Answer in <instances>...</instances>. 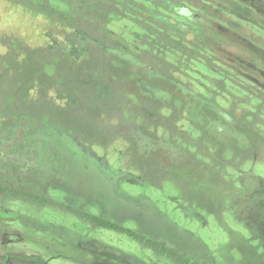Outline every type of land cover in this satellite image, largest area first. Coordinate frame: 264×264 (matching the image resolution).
Returning a JSON list of instances; mask_svg holds the SVG:
<instances>
[{"label":"trees","instance_id":"1","mask_svg":"<svg viewBox=\"0 0 264 264\" xmlns=\"http://www.w3.org/2000/svg\"><path fill=\"white\" fill-rule=\"evenodd\" d=\"M0 1L41 17L45 35L34 57L11 35L0 37V224L17 214L32 225L23 210L43 219L49 210L57 226L67 224L65 215L90 232L127 237L151 253L150 264H198L163 239L89 212L80 196L70 201L65 183L20 177L34 172L36 155L64 174L62 157L80 153V143L103 151L114 144L129 184L163 191L220 223L225 211L233 218V183L245 188L252 166L264 167V0ZM10 85L24 89L23 100L6 92ZM58 129L68 135L64 146L24 149ZM206 186L230 194L210 202Z\"/></svg>","mask_w":264,"mask_h":264},{"label":"rangeland","instance_id":"2","mask_svg":"<svg viewBox=\"0 0 264 264\" xmlns=\"http://www.w3.org/2000/svg\"><path fill=\"white\" fill-rule=\"evenodd\" d=\"M3 34L11 35L15 41L28 46V51L33 57L32 47L41 46L45 42L41 17L33 16L0 1V37ZM32 64L35 65L36 62ZM2 79L6 81V77ZM5 90L17 91L23 100L24 89L21 87L10 85L5 87ZM29 90V93L34 92L33 89ZM43 103L44 100L39 99L33 102L32 107L39 110ZM45 138L47 139L41 146H38V142L34 139L28 140L29 148L24 149L27 151L37 149L36 153H41L48 150L47 144L62 147L64 139H69L68 135H63L59 129L48 132ZM71 141L70 143L77 142ZM53 146L52 150H54ZM80 146H83L79 149L80 153L62 157L69 161L66 173L59 172V169L56 170L53 166L54 170L47 168L50 162L46 157L36 155L33 160L29 159L35 167L34 172H30L29 176L24 174L20 179L31 184H35L36 180L42 183L44 178L47 179V183H51L50 185L56 182L65 183L66 188L63 193H67L70 201L80 196L79 199L89 212L106 216L127 227L136 228L155 239H163L198 264H264V183L260 181V179L264 181L263 165L252 166L254 173H247L249 176L244 177L245 188L241 186L239 188L236 181L233 183L234 189L231 185L234 202L230 212L233 218H230L225 211L224 220L220 223L202 211L187 209L170 194L140 182L129 184L127 175L120 166L121 159L115 156V152H111L115 147L114 144L106 151L96 145L80 143ZM102 152H106L104 156ZM65 164L62 165L63 169ZM116 177L122 179L115 181ZM49 187V185L45 186L46 193L56 192L55 188L49 189ZM116 187L119 189L117 193ZM198 187L202 188L200 185ZM206 187L208 190L203 188V195L210 202H216L220 198L224 201L225 194H230L228 187L222 190L219 188V191ZM7 206L14 208L16 205L7 204ZM25 212L23 210L22 214L32 225L19 221L21 217L17 214L6 219L5 225L0 224V264L6 257L13 264H34L35 262H31L32 258L47 259L52 255L58 257L50 260L48 264H150L152 262L153 256L149 251L141 250L125 236L106 230L90 232L87 227L74 224V220L65 215L62 216L68 219L67 224H60L59 227L56 225L58 221L50 218V216L57 218L59 215L49 210L43 212H46L47 218L51 220L46 217L43 219L41 214H35L32 218L25 215ZM254 216L258 219L255 220ZM69 222H73V225ZM55 227L58 232L57 237Z\"/></svg>","mask_w":264,"mask_h":264},{"label":"water","instance_id":"3","mask_svg":"<svg viewBox=\"0 0 264 264\" xmlns=\"http://www.w3.org/2000/svg\"><path fill=\"white\" fill-rule=\"evenodd\" d=\"M4 264H13L8 257L5 258Z\"/></svg>","mask_w":264,"mask_h":264},{"label":"flooded vegetation","instance_id":"4","mask_svg":"<svg viewBox=\"0 0 264 264\" xmlns=\"http://www.w3.org/2000/svg\"><path fill=\"white\" fill-rule=\"evenodd\" d=\"M2 264H4V263H2Z\"/></svg>","mask_w":264,"mask_h":264}]
</instances>
